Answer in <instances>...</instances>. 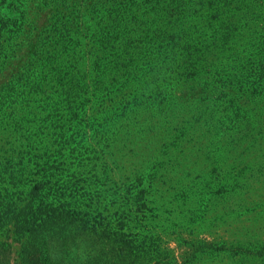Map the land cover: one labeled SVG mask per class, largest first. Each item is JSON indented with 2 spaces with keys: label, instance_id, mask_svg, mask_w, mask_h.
Segmentation results:
<instances>
[{
  "label": "trees",
  "instance_id": "trees-1",
  "mask_svg": "<svg viewBox=\"0 0 264 264\" xmlns=\"http://www.w3.org/2000/svg\"><path fill=\"white\" fill-rule=\"evenodd\" d=\"M114 3L83 28L91 53L58 83L41 178L26 202L0 204V239L14 234L22 264H197L244 251L216 231L264 179L251 181L264 166V0Z\"/></svg>",
  "mask_w": 264,
  "mask_h": 264
},
{
  "label": "rangeland",
  "instance_id": "rangeland-1",
  "mask_svg": "<svg viewBox=\"0 0 264 264\" xmlns=\"http://www.w3.org/2000/svg\"><path fill=\"white\" fill-rule=\"evenodd\" d=\"M114 6V0H0V18L8 24L0 31V204L26 202L40 180L37 172L44 155L40 150L52 148L48 139L61 119L56 115L62 111L54 106L59 96L56 89L62 87L58 83L70 76L68 68L72 65L76 73L85 68L91 51L83 28L94 25L97 16L113 11ZM70 28L71 34L67 32ZM253 174L251 181L264 174V166L261 164ZM261 180L250 192L248 201L253 204H239L235 196L216 231L219 237L246 249L205 255L197 264H264ZM9 238L13 245L10 264H22L21 245L14 234L5 233L0 241ZM172 247L176 248V243ZM184 252L177 250L181 260ZM2 259L6 255L0 251Z\"/></svg>",
  "mask_w": 264,
  "mask_h": 264
}]
</instances>
